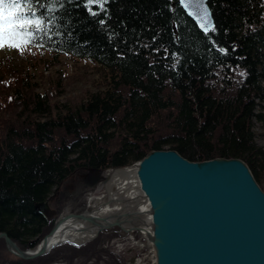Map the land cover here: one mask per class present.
Wrapping results in <instances>:
<instances>
[{"label": "trees", "instance_id": "16d2710c", "mask_svg": "<svg viewBox=\"0 0 264 264\" xmlns=\"http://www.w3.org/2000/svg\"><path fill=\"white\" fill-rule=\"evenodd\" d=\"M208 5L215 31L207 34L175 0H109L96 15L82 0H34L31 13L24 9L41 20L27 44L48 52L46 68L67 55L98 64L106 77L68 105L55 100L58 84L39 91L29 71L0 64V232L23 250L35 246L68 206H85L107 169L150 150L240 158L264 191V148L253 130L264 117L256 111L264 105V0ZM78 173L88 180L63 190ZM37 202L48 210L37 212ZM114 238L124 239L118 228L59 245L65 252L0 264H128ZM2 251L12 255L3 238Z\"/></svg>", "mask_w": 264, "mask_h": 264}, {"label": "water", "instance_id": "95a60500", "mask_svg": "<svg viewBox=\"0 0 264 264\" xmlns=\"http://www.w3.org/2000/svg\"><path fill=\"white\" fill-rule=\"evenodd\" d=\"M176 2L199 28L198 13L206 10L213 26L208 0ZM111 173L120 175L112 178L115 184ZM102 186L83 210L60 215L35 246L23 250L5 232L0 239L12 255L31 260L116 227L141 234L151 264H264V191L240 158L191 161L176 150H150L132 164L107 169ZM34 208L49 207L37 202Z\"/></svg>", "mask_w": 264, "mask_h": 264}, {"label": "rangeland", "instance_id": "374dc122", "mask_svg": "<svg viewBox=\"0 0 264 264\" xmlns=\"http://www.w3.org/2000/svg\"><path fill=\"white\" fill-rule=\"evenodd\" d=\"M50 62V55L48 52L37 50L36 48L28 45L27 43L21 48L14 47H0V64H3L5 71L9 69H20L23 71H29L33 74V79L39 85L37 90L39 91H51L54 90V86L58 84L59 96L55 99L62 104L76 105L80 101L81 95L86 91H95L99 82L104 81L106 72L98 64H95L87 59H80L70 57L67 55H61L58 58V62L52 66H48ZM1 74V72H0ZM57 110V109H55ZM257 112H264V105L257 107ZM254 133L256 135V143L264 148V117L261 120H254ZM88 175L84 173H78L73 177L67 179L63 184V190L68 193L77 191L79 180L86 181ZM103 182V181H102ZM104 192L102 183L97 186L96 190L88 194L85 198H93L97 194ZM83 208L77 207V205H70L67 207L66 212L81 211ZM124 239L114 238L111 242L112 249L118 254L123 255L128 264H151V255L145 250V241L140 235L135 237L133 233H123ZM126 234V235H125ZM66 248L58 247L53 248L51 252H65ZM14 255L0 253V263L5 258H13ZM65 264L64 262H54L50 264ZM86 264H101L96 263L94 260L89 261Z\"/></svg>", "mask_w": 264, "mask_h": 264}, {"label": "snow or ice", "instance_id": "6c2138e0", "mask_svg": "<svg viewBox=\"0 0 264 264\" xmlns=\"http://www.w3.org/2000/svg\"><path fill=\"white\" fill-rule=\"evenodd\" d=\"M33 2L34 0H0V47L21 48L31 42L35 35L33 29H38L41 25L40 19L24 12V9H27L28 13H31ZM82 2L91 15H96L100 10L107 12L106 5L109 0H82ZM192 2L201 4V0H192ZM93 6L96 11L93 10ZM198 14L203 21L199 26L204 33L215 31L210 23V14L204 9Z\"/></svg>", "mask_w": 264, "mask_h": 264}, {"label": "bare ground", "instance_id": "6f19581e", "mask_svg": "<svg viewBox=\"0 0 264 264\" xmlns=\"http://www.w3.org/2000/svg\"><path fill=\"white\" fill-rule=\"evenodd\" d=\"M175 1H176V0H175ZM185 13H186V11H185ZM186 14H187V13H186ZM187 15H188V14H187ZM188 16H189V15H188ZM120 174H121V175H124V173H123V172H121ZM114 177H115V178H116V177H120V175H116V173H111V174H110V177H109V179L111 180V179H112V178H114ZM110 180H109V181H110ZM117 182H118V180H117ZM110 183H111V184H115V180H114V179H112ZM108 185L110 186V184H108ZM142 219H145V218H144V217H142ZM142 219H141V220H142ZM62 236H63L62 234H61V235H59V237H62ZM66 236H67L68 238H70L71 240H74V241H76L75 239H73V238L69 237L67 234H65V235H64V237H66Z\"/></svg>", "mask_w": 264, "mask_h": 264}, {"label": "flooded vegetation", "instance_id": "af4514ba", "mask_svg": "<svg viewBox=\"0 0 264 264\" xmlns=\"http://www.w3.org/2000/svg\"><path fill=\"white\" fill-rule=\"evenodd\" d=\"M74 212H77V211H74ZM65 213H69V212H65Z\"/></svg>", "mask_w": 264, "mask_h": 264}]
</instances>
